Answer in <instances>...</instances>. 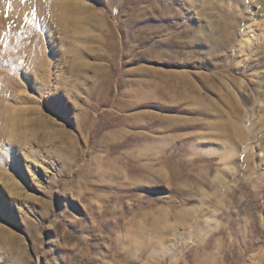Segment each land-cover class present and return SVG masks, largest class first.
Instances as JSON below:
<instances>
[{
    "label": "rangeland",
    "instance_id": "obj_1",
    "mask_svg": "<svg viewBox=\"0 0 264 264\" xmlns=\"http://www.w3.org/2000/svg\"><path fill=\"white\" fill-rule=\"evenodd\" d=\"M71 2L104 27L0 35V113L41 119L20 150L0 124V264H264V15L210 41L234 0Z\"/></svg>",
    "mask_w": 264,
    "mask_h": 264
},
{
    "label": "bare ground",
    "instance_id": "obj_2",
    "mask_svg": "<svg viewBox=\"0 0 264 264\" xmlns=\"http://www.w3.org/2000/svg\"><path fill=\"white\" fill-rule=\"evenodd\" d=\"M30 1H32V3L34 4V7L36 8V10L34 12L38 15L39 18H35L36 19L35 20V24H36L35 28H33L32 24H30V34L27 37H25V33H24V30L22 29V26H23L24 17L28 16L29 13H32V12H30V8H32L29 5ZM53 1H56V0H53ZM57 1H58L57 3H54L52 5H50V0H29L28 4H27V2L21 3V0H3V1H0V5L2 7V9H0V35H2V37H3L2 33L5 32L4 40L1 43L2 45L4 44L5 49H3L2 52L5 55V57H7L13 53V52L11 53L12 49L15 51H19L18 52L19 54H15L17 52H14V54L16 56L24 55L25 53H26V56L28 54L29 58L35 56L36 55V53L34 52L35 47L36 48L39 47L38 35H37V32L35 29H36V27H41L42 25L45 28V27H50V25H53V23H54L56 25V27L58 28V30H60L62 33H64L65 36H66V33H68V31L76 25H81L83 27H86V25H90L93 28L98 29L99 31H100V29H102L104 27V19H102V17H100L98 15L99 12L97 13V12L93 11L90 13V11L92 10V6H90L89 4L80 3V2L74 3V2H71V0H57ZM153 1L154 2H151V4L154 3L152 11H154L155 8H158L157 4H158L159 0H153ZM234 1L239 7V11L238 10L236 11L235 9H228V8L223 10L221 12V18L214 21V22H216L217 25L215 23L214 24L213 23L208 24L210 26H207V27H210L211 30H209V31L207 29L204 30L205 31L204 35L207 38V40L209 39L210 41H213L215 39H221L222 35H224V32L226 31V25L227 24L229 26V27L227 26L228 29L231 30L233 32V34H235L236 31H238L239 28L245 24L246 21L249 22V21L253 20L254 18H258L259 16L264 15V0H257L256 2H254L253 0H234ZM252 3L256 5L255 7L260 6V9H261L260 12H257V11L256 12L255 11L249 12L251 7L253 6ZM7 4H8V7H6ZM45 14L50 15L49 20L45 19ZM77 15H79V17H77ZM194 16H195L194 19L197 18L196 19L197 22H196L195 30H194V32L197 35L195 37H193V36H191L192 33H190L189 37L191 38L192 43H195L196 45H198V44L202 45L203 39L200 40V37H198V35H200L202 33V28H203L201 25L202 24L201 13H199L196 10L194 12ZM212 26H213V28H214V26L216 28L213 29ZM253 27L250 26L251 30H249V33H251V34L255 33V30L253 29ZM217 29H218V31H217ZM213 30H216L217 32L214 34L212 32H210ZM20 31H22V34ZM143 31L144 30H142V32ZM23 36H24V38H23ZM181 36H185V33L182 32ZM107 37H109V38L113 37L114 38L115 33L111 29H109L107 31ZM0 41H2V40H0ZM60 41H61V39H59L57 41V43ZM170 41H171L170 46H172L173 42H172V40H170ZM60 44H61V46H65L64 42H61ZM111 46L115 47V46H113V44ZM23 47H24V49H23ZM256 53H258V52H256ZM261 54L262 55L260 58L264 59V53H261ZM169 56L171 59L172 58L171 55H169ZM176 56H178V55H176ZM99 59L106 61L107 56L101 55ZM26 60L28 62V66L34 68L35 59H26ZM148 60L153 61L156 59H148ZM80 67H81V65L75 63L74 61L71 62V68L74 71H78L80 69ZM71 86L72 85L70 83L69 84L66 83L65 84V91H69V88ZM0 98H2V94H0ZM27 109L28 108H24L22 110L24 111ZM16 116H17V114L15 113V111L8 113V111L5 110V111H3V114L0 113V124L3 127H5L7 125L11 126V128L8 129L9 136L3 137V138L10 142V140H8V139H9V137H12L11 142L14 144V146L18 147L20 150L21 149L20 147H22L24 144H27L29 142L27 140V135H30L33 132L32 131L33 128L38 123H41V119H36L35 121H33V123L31 124L30 127H25L26 131H24L22 134L20 132L21 129L17 125L14 124V120H15ZM39 117H40V114H39ZM9 145H11V144L9 143ZM12 148H14V147H12ZM12 148L10 147L9 149H12ZM12 150H14V149H12ZM231 156H232V154H231ZM229 166L226 165V169H230ZM12 186H13L12 188H10L11 186L10 187L8 186L10 188L11 192L16 191L15 189H17L18 187L14 183Z\"/></svg>",
    "mask_w": 264,
    "mask_h": 264
},
{
    "label": "snow or ice",
    "instance_id": "obj_3",
    "mask_svg": "<svg viewBox=\"0 0 264 264\" xmlns=\"http://www.w3.org/2000/svg\"><path fill=\"white\" fill-rule=\"evenodd\" d=\"M24 2V0H21V3H23Z\"/></svg>",
    "mask_w": 264,
    "mask_h": 264
}]
</instances>
